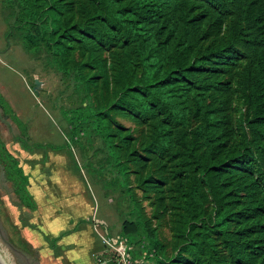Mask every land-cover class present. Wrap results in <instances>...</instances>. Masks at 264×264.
<instances>
[{"label": "trees", "instance_id": "16d2710c", "mask_svg": "<svg viewBox=\"0 0 264 264\" xmlns=\"http://www.w3.org/2000/svg\"><path fill=\"white\" fill-rule=\"evenodd\" d=\"M5 2L23 49L45 53L78 90L80 132L89 129L104 143L135 213L121 238L154 264H264V0ZM241 59L249 68L233 84L226 73ZM235 94L245 108L240 136ZM122 111L148 127L144 153L173 166L177 253L168 260L124 180L130 164H148L126 128L111 120ZM152 180L138 177L142 192L156 194L166 210L162 182Z\"/></svg>", "mask_w": 264, "mask_h": 264}, {"label": "rangeland", "instance_id": "374dc122", "mask_svg": "<svg viewBox=\"0 0 264 264\" xmlns=\"http://www.w3.org/2000/svg\"><path fill=\"white\" fill-rule=\"evenodd\" d=\"M5 1L0 0V252L6 251L12 264H88L92 235L80 238L79 232L95 224L104 237L116 241L123 222L135 213L130 214L126 188L107 165L104 143L89 129L80 132L77 118L84 111L76 86L54 70L45 53L31 55L23 49L22 33L14 29L16 20ZM248 68L249 60L241 59L226 79L236 84ZM91 95L95 106L99 93ZM244 111L235 94L231 112L239 136ZM111 120L126 128L136 155L147 160L146 168L130 164L124 180L140 217L164 247L162 259L168 260L177 253L172 232L176 211L169 200L176 181L172 163L144 153L150 142L146 124L124 111L114 112ZM140 175L162 182L166 210L156 194L142 192ZM93 237L94 249L103 252L96 233ZM129 247L134 259L143 260L146 251L140 245Z\"/></svg>", "mask_w": 264, "mask_h": 264}, {"label": "built area", "instance_id": "2783aa9c", "mask_svg": "<svg viewBox=\"0 0 264 264\" xmlns=\"http://www.w3.org/2000/svg\"><path fill=\"white\" fill-rule=\"evenodd\" d=\"M93 230L100 238L104 245V251L95 255V261L97 264H152L149 260L151 254L148 255L145 252L143 260L139 261L134 259L133 252L130 253L131 248L125 239H118L116 241L104 237L97 229L95 224ZM142 248V247H141ZM154 264V263H153Z\"/></svg>", "mask_w": 264, "mask_h": 264}, {"label": "crops", "instance_id": "0c3cea01", "mask_svg": "<svg viewBox=\"0 0 264 264\" xmlns=\"http://www.w3.org/2000/svg\"><path fill=\"white\" fill-rule=\"evenodd\" d=\"M94 225V224H93ZM96 226V225H95ZM93 226L90 228H88V231H85V230H82L79 232V237L80 238H83L84 234H88L89 236L92 235V240L91 238L89 237L87 243H88V253L90 255V260H91V263L90 261L88 262V264H95L94 260H95V255L98 254V252L94 249L95 248V242H94V237L93 235L95 234L93 232ZM82 232V233H81ZM79 237H78V241H79ZM99 238V237H98ZM100 239V238H99ZM87 249V248H86ZM84 264H87L86 262Z\"/></svg>", "mask_w": 264, "mask_h": 264}, {"label": "bare ground", "instance_id": "6f19581e", "mask_svg": "<svg viewBox=\"0 0 264 264\" xmlns=\"http://www.w3.org/2000/svg\"><path fill=\"white\" fill-rule=\"evenodd\" d=\"M3 254V255H2ZM0 252V264H12L11 258L6 251Z\"/></svg>", "mask_w": 264, "mask_h": 264}, {"label": "water", "instance_id": "95a60500", "mask_svg": "<svg viewBox=\"0 0 264 264\" xmlns=\"http://www.w3.org/2000/svg\"><path fill=\"white\" fill-rule=\"evenodd\" d=\"M38 89H39V82H38V81H35V82H34V87H33V93H34L35 95L38 94V92H37Z\"/></svg>", "mask_w": 264, "mask_h": 264}]
</instances>
